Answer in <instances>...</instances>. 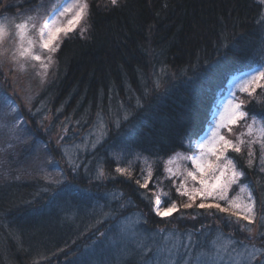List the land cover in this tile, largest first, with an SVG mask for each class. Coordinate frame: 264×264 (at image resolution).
Here are the masks:
<instances>
[{"label":"trees","instance_id":"16d2710c","mask_svg":"<svg viewBox=\"0 0 264 264\" xmlns=\"http://www.w3.org/2000/svg\"><path fill=\"white\" fill-rule=\"evenodd\" d=\"M11 1L22 9L38 3ZM89 3L88 31L63 40L55 74L31 101V112L19 106L32 139L0 156V264H79L86 251L120 264L139 244L159 249L161 258L189 247L195 258L213 252L217 238L245 240L222 214L181 208L167 219L155 216L151 193L135 179L150 165L149 189L160 180L171 199H182L164 179L165 164L177 153L192 154L188 138L206 133L230 79L264 64V7L259 0ZM257 93L238 97L259 128L264 92ZM40 143L44 152L35 156ZM229 155L259 206L264 174L258 161L249 168L244 158ZM117 164L131 165L133 179L117 174ZM49 174L61 183H49Z\"/></svg>","mask_w":264,"mask_h":264},{"label":"snow or ice","instance_id":"6c2138e0","mask_svg":"<svg viewBox=\"0 0 264 264\" xmlns=\"http://www.w3.org/2000/svg\"><path fill=\"white\" fill-rule=\"evenodd\" d=\"M119 3L120 0H107L105 8L108 5L117 7ZM259 6L264 7V0H259ZM90 8L89 0H73L44 16L41 3L24 14L20 22L15 18H0V69L7 66L6 75L15 79L17 73L23 74L31 66L38 69L35 75L40 77L41 85L46 83L49 75L55 74V54L63 40L77 30L81 37L88 31ZM261 52L264 54V47ZM156 87H160L159 82ZM257 89L264 92V64L242 78L236 86V91L246 93L249 98L259 95ZM236 91L217 113L218 118L211 123L206 135L195 140L188 138L192 154L177 153L165 164L164 179L172 181L176 195L182 198L179 202L171 199L170 194L160 187V180L149 189V184L153 182L150 165L146 171L141 169V176L135 179V183L151 193L155 216L167 219L180 212L181 208H195L199 215L222 214L230 225L238 226L247 234L246 239L237 242L231 237L223 238V241L217 238L213 252H201L195 258L189 247H185L183 252L179 248L169 250L167 256L161 258L159 249L153 251L151 247L139 244V251L125 252L120 264H128L133 256L137 258V264H264V201H260L258 206L253 189L249 184L241 183L244 171L238 167L236 158L229 155L231 152L244 158L249 168L258 161V171L264 174V122L257 128L256 115L246 111V101L238 97ZM0 101L10 111H17L14 102L9 103L7 96H0ZM137 105L142 107L139 98ZM22 123L18 116L13 117L9 132L16 139H20L19 134L24 132L20 127ZM237 128L240 130L237 131ZM169 164H175V167H169ZM79 166L72 163L73 168ZM115 172L133 179L131 165L122 167L117 164ZM99 176L104 177L105 172L100 171ZM46 179L52 184L61 183L59 179L51 178V174ZM162 195L169 197L168 202H162ZM79 264L113 262L100 258L95 252L86 251Z\"/></svg>","mask_w":264,"mask_h":264},{"label":"rangeland","instance_id":"374dc122","mask_svg":"<svg viewBox=\"0 0 264 264\" xmlns=\"http://www.w3.org/2000/svg\"><path fill=\"white\" fill-rule=\"evenodd\" d=\"M72 2L73 0H38V3L35 4V6L22 9L11 0H0V18H15L17 22H20L24 14L29 13L32 9H35L41 3L43 4L44 9L43 15L48 16L53 12L54 9H59L62 5H66ZM9 8L11 9L9 10ZM255 69L246 71L230 79L227 90L219 99L213 111L212 122L218 118L217 113L222 110L223 105L228 101V99L231 98L232 93L236 91L238 82ZM37 70L38 69H33L31 66H28V70L25 73H17L15 79H13L11 75H6L7 66L4 69H0V77L3 76V81L5 82L4 84L0 83V96H7L9 98V103L14 102V106L17 109L16 112H12L4 107L3 101H0V125H7V127H0V156L2 158L5 156L6 152H17V148L21 149L23 144L28 143L32 139L31 136L33 135L28 130L29 122L23 119L22 115L24 114L19 109V106L23 107L24 109L27 108L26 112L29 114L32 110L31 101L38 95L37 92L39 91V89L44 87L45 83L41 85L40 77L35 75V71ZM7 85L10 87H7ZM7 89H11L9 92L10 94L6 91ZM239 94L243 93L236 91V95L239 96ZM5 113H7V115H5ZM17 116L23 121L20 127L24 129V132L22 134H19L20 139L14 138L9 132V128L13 122V117ZM37 124L42 125L43 122L38 121ZM209 127L210 126H208V128ZM43 129L46 130V128ZM206 134L207 131L204 135ZM32 151H35V156H38L39 154H42V152H44V146L41 143L37 144L35 145V150ZM171 167H175V164H171ZM199 211L203 212V210Z\"/></svg>","mask_w":264,"mask_h":264}]
</instances>
